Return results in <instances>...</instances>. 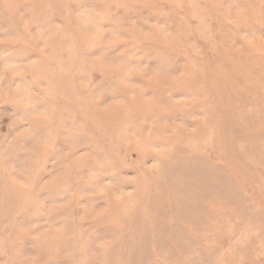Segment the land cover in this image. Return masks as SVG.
Returning <instances> with one entry per match:
<instances>
[{
    "label": "rangeland",
    "instance_id": "1",
    "mask_svg": "<svg viewBox=\"0 0 264 264\" xmlns=\"http://www.w3.org/2000/svg\"><path fill=\"white\" fill-rule=\"evenodd\" d=\"M0 264H264V0H0Z\"/></svg>",
    "mask_w": 264,
    "mask_h": 264
},
{
    "label": "bare ground",
    "instance_id": "2",
    "mask_svg": "<svg viewBox=\"0 0 264 264\" xmlns=\"http://www.w3.org/2000/svg\"><path fill=\"white\" fill-rule=\"evenodd\" d=\"M136 134V133H135ZM126 135V134H125ZM133 135H134V133H133ZM129 136V135H128ZM190 142V141H189ZM164 143V142H163ZM182 144V143H181ZM163 146V145H162ZM189 155V154H188ZM120 157V156H119ZM168 174H170V175H172L173 174V172L171 171H169V173ZM192 174V173H191ZM192 177V176H191ZM161 180V179H160ZM186 180V179H185ZM201 183V182H200ZM215 186V185H214ZM207 187V186H206ZM214 189V188H213ZM217 189V188H216ZM196 194V193H195ZM199 200H202V199H199ZM213 200V199H212ZM195 205V204H194ZM150 209V208H149ZM165 212V211H164ZM179 218V217H178ZM168 219V218H167ZM172 220V219H171ZM188 220V219H187ZM190 220V219H189ZM173 221V220H172ZM171 221V222H172ZM175 222V221H174ZM144 227V226H143ZM175 227V226H174ZM178 227V226H177ZM152 228V227H151ZM156 232V231H155ZM174 240H175V237H174ZM176 242V241H175ZM145 244H146V242H145Z\"/></svg>",
    "mask_w": 264,
    "mask_h": 264
}]
</instances>
